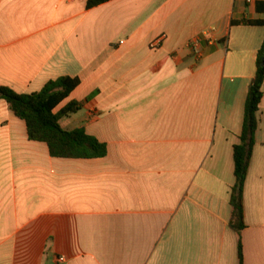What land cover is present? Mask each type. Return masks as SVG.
<instances>
[{"label": "crops", "instance_id": "obj_1", "mask_svg": "<svg viewBox=\"0 0 264 264\" xmlns=\"http://www.w3.org/2000/svg\"><path fill=\"white\" fill-rule=\"evenodd\" d=\"M87 1L0 0V88L79 79L55 113L82 103L62 127L108 150L52 158L0 98V264H240V242L243 264H264V96L245 228L230 225L264 43L243 23L264 0Z\"/></svg>", "mask_w": 264, "mask_h": 264}, {"label": "trees", "instance_id": "obj_2", "mask_svg": "<svg viewBox=\"0 0 264 264\" xmlns=\"http://www.w3.org/2000/svg\"><path fill=\"white\" fill-rule=\"evenodd\" d=\"M113 0H88L91 10ZM257 11L264 14V1L257 3ZM244 25L263 26V21H245ZM80 80L63 77L49 82L41 92L20 95L9 88H0V98L5 100L13 112L27 126L28 138L32 142L45 143L52 158L58 159H99L107 156V145L89 136L82 128L65 130L61 121L79 113L83 104L70 102L60 112L55 110L79 87ZM264 43L258 55L257 72L250 86L239 144L234 148L236 184L232 190L231 228L238 234L245 228L244 188L250 167L255 136L259 128L258 114L264 92ZM240 264H243L242 244H239Z\"/></svg>", "mask_w": 264, "mask_h": 264}, {"label": "rangeland", "instance_id": "obj_3", "mask_svg": "<svg viewBox=\"0 0 264 264\" xmlns=\"http://www.w3.org/2000/svg\"><path fill=\"white\" fill-rule=\"evenodd\" d=\"M69 122H70V119H69V118H64V119L62 120V124H63L64 126H66L67 123H69Z\"/></svg>", "mask_w": 264, "mask_h": 264}, {"label": "built area", "instance_id": "obj_4", "mask_svg": "<svg viewBox=\"0 0 264 264\" xmlns=\"http://www.w3.org/2000/svg\"><path fill=\"white\" fill-rule=\"evenodd\" d=\"M193 47H194L195 50H197L199 48V42H195L193 44ZM61 261H64V259H61Z\"/></svg>", "mask_w": 264, "mask_h": 264}]
</instances>
